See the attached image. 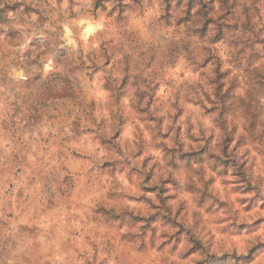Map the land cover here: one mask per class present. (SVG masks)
<instances>
[{
    "label": "clouds",
    "instance_id": "1",
    "mask_svg": "<svg viewBox=\"0 0 264 264\" xmlns=\"http://www.w3.org/2000/svg\"><path fill=\"white\" fill-rule=\"evenodd\" d=\"M127 2L129 0H125ZM104 3L106 7L98 15H93V0H83L81 6L88 9L89 14L74 23L61 25L67 44L73 49L74 63L84 66L79 75L88 82L84 96L88 115L82 117L86 127L81 129V137H74L68 128L64 129L60 135L67 133L74 138L65 143L62 155L58 152L48 162L50 172L59 171L60 179L67 178L66 185L72 181L65 193L67 201L75 200L82 209L79 219L74 222L75 235L67 238L66 250L57 249L54 264H178L179 249H171L174 237L183 235L180 225L186 220L194 227L201 216L205 221L208 217L203 209L197 208L189 191L176 195L170 190L171 168L159 170L155 167L157 161L160 165L165 163L166 150L174 149L177 159L182 155H193V149L199 153L205 147L204 141L199 139L203 132L204 137H212L215 157L219 158L218 163L226 174L217 177L205 167V180L216 178L207 193L227 200V196L220 195L221 182H228L224 187L228 192L234 186L246 185L250 181L259 185L264 195V93L256 92L258 85L253 79L256 72L264 76V32L259 31L264 28V0L259 5V16L252 20L255 29L248 34L249 44L253 46L240 54L248 55L250 68L247 63L234 66L233 58L239 50L230 48L218 35L207 34L202 40L188 35V29L183 27L184 20L174 21V24L181 25L179 30L173 25H165L154 34L157 48L161 41L178 45V50L172 53L175 62L161 66L147 54L149 42L142 38L140 29L134 25L140 24L153 35L149 25L159 27L172 19V10L166 0H158L143 15L117 6L111 0H104ZM95 8L99 9L100 4L96 3ZM224 11L217 3L215 15L220 16ZM118 15H127L128 20H119ZM243 21L241 15L240 22ZM205 25L197 26L199 34L206 33ZM142 52L146 54L141 55ZM252 52L261 55L256 58L250 55ZM34 71L47 74L57 69L53 60L47 58L42 69ZM19 79L27 80L28 77L21 74ZM117 89L125 93L122 97L125 106L137 103L134 95L137 90L146 93L138 107L143 116L151 114L164 118L158 129L162 133L160 138L153 139L154 133L141 119H135L134 124L121 125L122 131L119 127L108 129L102 142L107 148L100 142H93L102 126L101 121L110 119L111 107L118 103L114 95ZM233 92L235 111L228 107L217 111L216 95L227 100ZM253 95L258 103L250 108ZM150 98L154 102H150ZM128 111L132 109L129 107ZM190 115L191 123L196 125L190 132L193 138L184 134L189 127L185 121ZM156 123L152 122L153 127ZM181 125L179 139L182 143L173 140L176 127ZM141 140L147 142L146 151L139 147ZM133 154L143 169L142 175L132 172L131 167L122 169ZM31 160L35 162L37 157L32 156ZM75 161H80V165L76 166ZM107 169L111 170V175L102 174ZM153 172L159 179L153 178ZM189 176L203 192V185L197 183V177L191 173H178L175 178L181 184H188ZM82 179L85 182L91 180V187L81 190ZM158 193L166 201L172 199L176 205L174 219L170 218L174 231L170 234L158 229L150 219L161 202ZM145 197L147 200L142 199ZM181 202H187L186 206L181 208ZM141 204H145L149 211L142 213L139 210ZM96 217L104 222V227L99 230L95 228ZM47 220L46 216H41L42 226L47 227ZM165 250H169L167 255ZM237 255L247 257L248 249H240ZM252 264H264V255L257 257Z\"/></svg>",
    "mask_w": 264,
    "mask_h": 264
},
{
    "label": "rangeland",
    "instance_id": "2",
    "mask_svg": "<svg viewBox=\"0 0 264 264\" xmlns=\"http://www.w3.org/2000/svg\"><path fill=\"white\" fill-rule=\"evenodd\" d=\"M111 2L143 15L158 0ZM166 2L172 10V19L159 27L149 25L153 35L140 24L134 25L140 29L142 38L149 42L147 54L161 66L175 62L172 53L178 50V45L161 41L157 48L154 34L165 25H173L179 30L181 25L174 24V21L184 20L183 27L188 29V35L201 40L207 34L218 35L230 48L239 50L233 58L234 66L240 67L247 63L251 67L248 55L240 54L253 46L249 44L248 34L255 29L252 20L254 16H259L262 0ZM82 3L83 0H0V264H54L57 249L66 250L67 238L75 235L74 222L79 219L82 209L75 200L67 201L65 193L72 181L66 185L67 178L60 179L59 171L50 172L48 162L56 153L62 155L61 149L65 143L74 137H81V129L86 127L82 117L88 115L84 104L88 82L79 75L84 71V66L74 63L73 49L67 44L65 31L61 27L89 14V10L81 6ZM96 3L100 4L99 9L95 8ZM217 3L225 10L220 16L215 15ZM93 4V15H98L106 7L104 0H93ZM241 15L244 17L243 23L240 22ZM118 19L127 21L128 16L118 15ZM200 25L206 26V33L199 34L197 26ZM259 31L264 32V28ZM250 55L259 58L261 53L252 52ZM47 58L53 60L57 71L47 74L34 71L42 69ZM229 63H233V60H229ZM21 74L28 79H19ZM253 79L258 85L256 92L264 93V76L256 72ZM169 83L174 84L173 81ZM114 95L118 103L111 107L110 119L101 121L102 126L94 143L100 142L102 147L107 148L102 142L108 129L119 127L122 131L121 125L134 124L135 119H141L145 127L154 133L153 139L162 136L158 129L164 118L151 114L143 116L139 110V103L146 93L137 90L134 93L137 103L128 106L122 100L125 93L117 89ZM235 99L234 92L227 100H222L217 94L215 109L219 111L228 107L234 112ZM150 102L154 101L150 98ZM255 103L258 101L253 95L249 107H254ZM129 107L131 112L128 111ZM73 116L75 120H72ZM153 121H157L155 127ZM185 122L189 127L184 134L193 138L190 132L196 125L191 123V115ZM180 127L182 125L176 127L173 137L176 142H181ZM65 128L74 133V137H69L67 133L60 135ZM199 139L205 144L201 152L193 149V155H182L177 159L174 149L166 150L165 163L160 165L159 161L156 162L155 167L159 170L172 169L169 172L170 190H174L176 195L189 191L197 208L203 209L208 217L205 221L204 216H201L194 227L183 221L180 225L183 235L174 237L171 251L179 249L178 264H252L257 257L264 255V195L259 185H253L250 181L225 192L224 187L228 182L223 181L219 192L221 196H227V200L210 196L207 189L212 183L215 184L216 178L208 177L205 180V167L215 172L217 177L223 176L225 169L220 167L219 158L215 157L212 137H204L202 132ZM139 147L146 151L147 142L141 140ZM32 156L37 157L35 162L31 160ZM74 163L79 166L81 162ZM123 167H131L138 176L143 174L135 154L131 160L124 162ZM178 173L196 176L197 183L203 185V192L196 187V183L191 182V176L188 177V184H181L175 178ZM102 174L111 175V170L107 169ZM152 175L159 179L155 172ZM79 187L81 190L90 188L91 180L85 182L82 179ZM157 198L161 202L156 206V214L150 219L158 229L162 228L165 234H170L174 231L170 218L174 219L173 209L176 205L172 199L166 201L160 193ZM142 199L147 200L146 197ZM186 203L181 202L180 207H185ZM139 210L142 213L149 211L145 204H141ZM42 215L48 218L47 227L42 226ZM95 219V228H103L102 218ZM242 248L248 249L247 257L237 255ZM168 252L165 250L164 254Z\"/></svg>",
    "mask_w": 264,
    "mask_h": 264
}]
</instances>
